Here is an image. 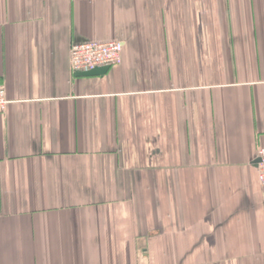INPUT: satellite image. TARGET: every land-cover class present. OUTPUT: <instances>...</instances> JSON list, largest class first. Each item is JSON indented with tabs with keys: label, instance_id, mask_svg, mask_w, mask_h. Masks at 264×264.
Returning <instances> with one entry per match:
<instances>
[{
	"label": "crops",
	"instance_id": "obj_1",
	"mask_svg": "<svg viewBox=\"0 0 264 264\" xmlns=\"http://www.w3.org/2000/svg\"><path fill=\"white\" fill-rule=\"evenodd\" d=\"M0 85V264H264V0H0Z\"/></svg>",
	"mask_w": 264,
	"mask_h": 264
},
{
	"label": "built area",
	"instance_id": "obj_2",
	"mask_svg": "<svg viewBox=\"0 0 264 264\" xmlns=\"http://www.w3.org/2000/svg\"><path fill=\"white\" fill-rule=\"evenodd\" d=\"M122 44L118 41H85L70 47V67L73 72H89L96 68H112L122 62ZM8 101L4 86L0 85V114L5 113ZM258 181L264 185V148L257 151Z\"/></svg>",
	"mask_w": 264,
	"mask_h": 264
},
{
	"label": "water",
	"instance_id": "obj_3",
	"mask_svg": "<svg viewBox=\"0 0 264 264\" xmlns=\"http://www.w3.org/2000/svg\"><path fill=\"white\" fill-rule=\"evenodd\" d=\"M107 70H108V68H106V67L96 68V69L89 71V72L76 73V76H78V77L97 76V75L104 74Z\"/></svg>",
	"mask_w": 264,
	"mask_h": 264
}]
</instances>
